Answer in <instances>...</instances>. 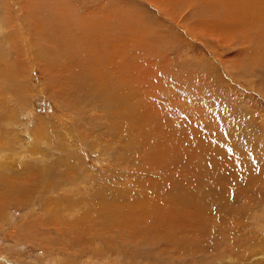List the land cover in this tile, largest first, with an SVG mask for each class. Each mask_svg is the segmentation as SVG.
Returning <instances> with one entry per match:
<instances>
[{
  "label": "rangeland",
  "instance_id": "rangeland-1",
  "mask_svg": "<svg viewBox=\"0 0 264 264\" xmlns=\"http://www.w3.org/2000/svg\"><path fill=\"white\" fill-rule=\"evenodd\" d=\"M0 264H264V0H0Z\"/></svg>",
  "mask_w": 264,
  "mask_h": 264
},
{
  "label": "bare ground",
  "instance_id": "bare-ground-1",
  "mask_svg": "<svg viewBox=\"0 0 264 264\" xmlns=\"http://www.w3.org/2000/svg\"><path fill=\"white\" fill-rule=\"evenodd\" d=\"M163 4H164V2H163ZM261 43H259V45H260ZM258 46V45H257ZM95 74V73H94ZM99 75V74H98ZM94 77V76H93ZM97 77V76H96ZM90 80H92V78L90 79ZM94 81H95V78H94ZM105 80L102 78H98L97 77V81H96V84L97 83H103ZM110 92V90L109 89H107V87H105L104 88V86L102 85V87H101V92H100V94L103 96H105V94L107 93V92ZM107 95V94H106ZM111 97L113 98V100H115V101H117L118 100V97H119V95L118 94H116V93H113V94H111ZM105 98V97H104ZM125 108V107H124ZM116 212V211H115ZM121 213V212H120ZM117 214H118V212H117ZM114 215V214H113ZM57 217V216H56ZM115 218V217H114ZM126 221H123V224L125 223ZM123 224H121L122 226H124ZM117 225V224H116ZM149 228V227H148ZM128 229V228H127ZM131 229H132V226H131ZM121 230V229H120ZM130 230V229H129ZM131 231V230H130ZM135 231V230H134ZM128 232V231H127ZM132 232V231H131ZM136 232H134V234H135ZM136 235H137V233L135 234V237H136ZM131 236H132V234H131ZM139 237H140V235H138ZM137 236V237H138ZM134 237V238H135ZM138 237V238H139ZM143 237V236H142ZM131 239H132V237H131ZM150 239V238H149Z\"/></svg>",
  "mask_w": 264,
  "mask_h": 264
}]
</instances>
